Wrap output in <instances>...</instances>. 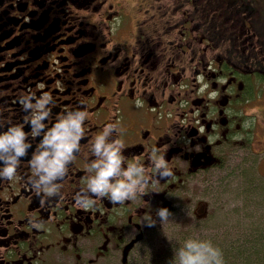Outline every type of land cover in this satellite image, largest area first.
I'll return each mask as SVG.
<instances>
[{
    "label": "flooded vegetation",
    "instance_id": "flooded-vegetation-1",
    "mask_svg": "<svg viewBox=\"0 0 264 264\" xmlns=\"http://www.w3.org/2000/svg\"><path fill=\"white\" fill-rule=\"evenodd\" d=\"M217 15L218 0H0V141L19 133L25 153L0 147V172L19 161L0 177V264L160 258L170 243L146 237L166 200H205L191 211L202 219L219 190H253L229 192L249 173L264 189L247 111L255 91L236 76L256 70L236 62ZM61 144L71 150L41 182ZM112 151L121 162L108 185L149 177L123 202L93 191ZM161 156L172 175H160Z\"/></svg>",
    "mask_w": 264,
    "mask_h": 264
},
{
    "label": "rangeland",
    "instance_id": "rangeland-1",
    "mask_svg": "<svg viewBox=\"0 0 264 264\" xmlns=\"http://www.w3.org/2000/svg\"><path fill=\"white\" fill-rule=\"evenodd\" d=\"M222 32L228 38L232 37L226 28ZM262 75L263 77L252 81L248 86L249 89L252 88L251 91H255V100L248 105L247 111L250 117H253L252 145L258 150L259 146L264 145V127L260 125V119L264 118V73ZM254 118L257 128L253 126ZM253 159L258 161L259 156ZM239 182H233L234 188L230 189V195H235L237 191L245 193L244 188L248 183H251L253 190L246 192L247 195H236L234 198L226 193L221 195L219 190V195L211 199L207 216L202 219L195 217L191 211L192 207L195 210L204 207V204L199 206V203L206 202L205 200H195L194 206L189 201L191 195H179L178 197L185 198L176 204L166 200L162 205L171 215L164 222L158 215L153 219L146 237L149 245L158 247L170 243V246L173 244L174 247H179L180 243L183 244V239L199 236L202 240H210L222 250L225 264H264V189L251 173L247 176V182ZM251 199H254L256 204L252 203ZM174 206L176 208H173ZM167 252L172 250L168 249ZM145 260L147 264H153L148 261L150 258ZM145 260H139L136 264H143Z\"/></svg>",
    "mask_w": 264,
    "mask_h": 264
},
{
    "label": "clouds",
    "instance_id": "clouds-1",
    "mask_svg": "<svg viewBox=\"0 0 264 264\" xmlns=\"http://www.w3.org/2000/svg\"><path fill=\"white\" fill-rule=\"evenodd\" d=\"M108 127L109 125L105 129ZM20 135L21 134L18 133L14 138L0 141V147H4L6 143H13L16 147L17 155H24L25 153L23 147L21 146ZM60 147L63 149V151L58 152L57 158L49 162L48 167L45 169V171L48 173V176L42 177L41 182L53 177L57 169L62 166L60 158L63 157L64 152L70 151L72 146L68 144H61ZM96 147L97 151H99L100 145H97ZM120 162L121 161L116 156L115 151L108 153V163L101 170L99 180L94 182L93 191H100L102 196H106V193L103 191L104 189L111 190L112 202H123L125 200L134 198L137 194L135 191V185L139 183L140 179H144L145 181L149 179L145 170L144 174L138 179L132 180L131 184H126L123 180H118L115 185H108L107 178L116 173ZM18 164L19 161H13L7 164L4 168V171L0 172V177L11 180L16 174ZM41 167H43V163L41 164ZM156 167L161 176L172 175V172L170 169H168L167 162L164 160L163 156H161L156 162ZM161 168L164 169L163 172L160 171ZM124 175L131 179L132 172H126ZM39 183L40 182L33 180V187L36 189L37 193H39L41 190L46 191L48 194L55 193L51 189L38 188ZM145 184L146 182L140 185V192L143 190ZM92 202L93 201L90 203ZM157 215L161 218V221L164 222L168 220V217L171 215V213L167 208H161L158 210ZM34 226L38 227V225ZM169 264H225V261L223 252L219 247L214 246L210 240H202L199 238V236H194L193 238L187 239L182 246L173 251V257L169 261Z\"/></svg>",
    "mask_w": 264,
    "mask_h": 264
},
{
    "label": "trees",
    "instance_id": "trees-1",
    "mask_svg": "<svg viewBox=\"0 0 264 264\" xmlns=\"http://www.w3.org/2000/svg\"><path fill=\"white\" fill-rule=\"evenodd\" d=\"M213 9L216 5L213 4ZM219 23L234 34L231 39L233 44V55L236 57V62L247 63L249 68L256 71L255 77H263L264 73V0H218ZM226 19L232 23L226 22ZM224 20L226 24L224 23ZM216 25L215 30H220L218 33H223L221 26ZM217 31L215 33H217ZM226 35V34H225ZM227 36V35H226ZM246 75L250 79L249 74L237 73L236 76L243 79ZM252 82V81H251ZM254 95V94H252ZM188 239V238H187ZM187 239H183L184 243ZM183 245V244H182ZM181 243L178 245L182 246ZM179 247H174L173 244L168 248L172 252H163L164 255L160 258L149 257L153 264H169L173 257V251ZM143 264H147L146 260Z\"/></svg>",
    "mask_w": 264,
    "mask_h": 264
},
{
    "label": "bare ground",
    "instance_id": "bare-ground-1",
    "mask_svg": "<svg viewBox=\"0 0 264 264\" xmlns=\"http://www.w3.org/2000/svg\"><path fill=\"white\" fill-rule=\"evenodd\" d=\"M246 156V155H245Z\"/></svg>",
    "mask_w": 264,
    "mask_h": 264
}]
</instances>
